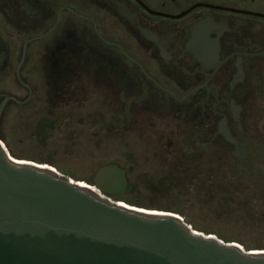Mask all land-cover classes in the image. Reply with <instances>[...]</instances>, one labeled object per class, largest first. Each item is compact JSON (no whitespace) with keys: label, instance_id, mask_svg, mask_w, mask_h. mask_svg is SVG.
Instances as JSON below:
<instances>
[{"label":"flooded vegetation","instance_id":"1","mask_svg":"<svg viewBox=\"0 0 264 264\" xmlns=\"http://www.w3.org/2000/svg\"><path fill=\"white\" fill-rule=\"evenodd\" d=\"M1 107L0 136L20 120L58 172L76 146L112 151L90 178L62 172L103 198L147 167H213L196 182L218 193L234 166L264 206V0H0Z\"/></svg>","mask_w":264,"mask_h":264},{"label":"water","instance_id":"2","mask_svg":"<svg viewBox=\"0 0 264 264\" xmlns=\"http://www.w3.org/2000/svg\"><path fill=\"white\" fill-rule=\"evenodd\" d=\"M118 171L103 167L97 184L110 192ZM0 264H264V251L197 230L175 211L103 198L0 141Z\"/></svg>","mask_w":264,"mask_h":264},{"label":"rangeland","instance_id":"3","mask_svg":"<svg viewBox=\"0 0 264 264\" xmlns=\"http://www.w3.org/2000/svg\"><path fill=\"white\" fill-rule=\"evenodd\" d=\"M68 131L69 127L62 130V134ZM0 141L13 156L34 160L39 165H48L58 171L55 165L43 162L51 157L49 149L43 148L34 134L24 131L20 120L15 119L4 128ZM113 157L106 146L96 149L93 144L85 143L84 147L76 146L68 158H58L59 172L60 175L62 172L69 173L76 180L90 178ZM234 169V166L219 167L221 189L216 193L207 190L206 183L196 182L200 175L209 176L213 167H195L186 175L161 168L150 171L147 167L134 172L128 192L119 203L153 211H175L197 230L214 233L226 241H235L246 249L264 251V206L250 201V193L238 192L236 178L241 174ZM80 183L91 186L85 181Z\"/></svg>","mask_w":264,"mask_h":264},{"label":"bare ground","instance_id":"4","mask_svg":"<svg viewBox=\"0 0 264 264\" xmlns=\"http://www.w3.org/2000/svg\"><path fill=\"white\" fill-rule=\"evenodd\" d=\"M3 146V145H2ZM6 150V149H5ZM80 185H86V184H82V183H80ZM92 188V187H91ZM122 204V203H121Z\"/></svg>","mask_w":264,"mask_h":264}]
</instances>
